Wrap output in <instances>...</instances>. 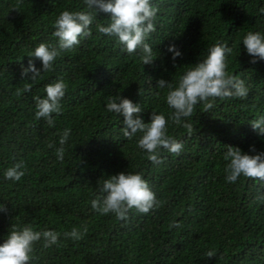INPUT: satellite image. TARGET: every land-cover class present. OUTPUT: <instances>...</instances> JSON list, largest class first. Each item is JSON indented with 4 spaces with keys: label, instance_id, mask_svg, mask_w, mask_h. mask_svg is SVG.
Wrapping results in <instances>:
<instances>
[{
    "label": "trees",
    "instance_id": "1",
    "mask_svg": "<svg viewBox=\"0 0 264 264\" xmlns=\"http://www.w3.org/2000/svg\"><path fill=\"white\" fill-rule=\"evenodd\" d=\"M156 31L148 42L157 57L141 65L122 45L92 28V34L63 51L50 71L34 81L20 75L21 65L39 43L55 44L53 21L64 10H85L82 0H0V173L23 160L25 175L16 182L0 176V238L12 224H28L58 233L82 230L79 240L61 235L59 245L37 242L30 264H264V185L253 178L224 179L226 145L255 154L264 137L249 124L264 116V60L250 62L240 39L264 32V0H155ZM97 23L107 14L97 13ZM216 42L234 45L228 70L249 86L247 98H226L194 113L192 134L172 126L182 139L179 155L162 152V163L147 161L127 140L122 123L104 110L106 97L119 93L152 110L171 114L153 92L156 81H175ZM174 43L182 55L167 51ZM240 48V49H239ZM68 87L63 112L54 126L34 119L33 96L56 78ZM29 85V91L24 86ZM122 120V117H120ZM71 129L64 161L55 157L58 133ZM139 134H137L138 136ZM52 147H49V145ZM250 146L254 151L250 150ZM142 171L160 201L147 214L129 212L126 220L101 215L90 207L97 181L121 171ZM212 251V256L207 255Z\"/></svg>",
    "mask_w": 264,
    "mask_h": 264
},
{
    "label": "clouds",
    "instance_id": "2",
    "mask_svg": "<svg viewBox=\"0 0 264 264\" xmlns=\"http://www.w3.org/2000/svg\"><path fill=\"white\" fill-rule=\"evenodd\" d=\"M82 2L85 10L66 9L58 14L52 22L51 36L55 38V44L41 42L32 49L27 56L37 58L41 66L37 68L33 60L29 59L27 67L21 65L22 77L34 81L42 72L50 71L63 51L73 49L84 38L91 36L93 26L98 33L114 38L122 45L121 51L138 58L141 65L151 64L157 57L148 42L150 34L156 31L154 21L159 7L155 0ZM98 12L107 14L106 23H97ZM258 13L264 15V7L259 8ZM241 43L251 63L264 60V32L248 31L240 39L239 45ZM233 47L227 42H216L207 48L206 55L187 67L174 82L164 79L156 81L153 94L158 99L161 98L160 90L166 89L162 99L171 110L167 117L163 112L152 110L145 122L140 115V103L119 93L106 97L104 110L122 123L120 130L124 138L132 140L136 137V146L147 161L152 164L162 163V152L179 155L184 149V143L182 139L169 134L170 127L179 126L190 135L194 127L193 116L198 107L202 111H208L217 100L247 98L250 89L245 80L228 70V57L233 52ZM167 51L171 53L173 61L182 55L174 43L168 45ZM67 87L64 79L58 77L44 86L43 96H33L34 119H43L49 127H53L55 116L63 112L62 100ZM24 91H29V85L24 86ZM249 124L258 136L264 137V116L252 119ZM70 138L71 129L68 127L58 133L59 146L54 149L57 161H64L66 145L72 147ZM250 150L254 151V148L250 146ZM223 161L224 179L227 183L234 184L238 178L244 177L253 178L264 185V152L249 154L238 146L226 145ZM25 172L24 161L19 160L4 169L0 176L5 181L16 182ZM103 177L97 181L98 192L90 200V207L94 212L111 214L116 220H126L132 210L147 214L159 207L160 201L142 171L126 170ZM4 211L5 205L0 203V212ZM82 234V230L77 227L61 234L54 229L37 230L28 224H12L6 236L0 238V264H30L37 242H42V246L48 248L58 246L61 235L67 239L79 240ZM212 254L211 250L207 253L209 257Z\"/></svg>",
    "mask_w": 264,
    "mask_h": 264
}]
</instances>
